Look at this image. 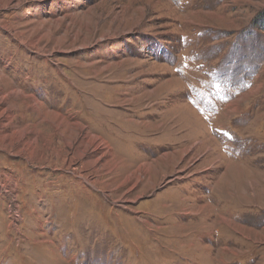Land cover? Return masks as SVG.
I'll return each mask as SVG.
<instances>
[{
    "label": "rangeland",
    "instance_id": "rangeland-1",
    "mask_svg": "<svg viewBox=\"0 0 264 264\" xmlns=\"http://www.w3.org/2000/svg\"><path fill=\"white\" fill-rule=\"evenodd\" d=\"M263 15L0 0V264H264Z\"/></svg>",
    "mask_w": 264,
    "mask_h": 264
},
{
    "label": "bare ground",
    "instance_id": "bare-ground-1",
    "mask_svg": "<svg viewBox=\"0 0 264 264\" xmlns=\"http://www.w3.org/2000/svg\"><path fill=\"white\" fill-rule=\"evenodd\" d=\"M124 116V115H123ZM116 123V122H115ZM153 128V127H152ZM121 129V128H120ZM131 130V129H129ZM166 130V129H165ZM155 131V130H154ZM167 134V133H166ZM95 141V139H93ZM178 141V140H177ZM182 144V143H181ZM186 146V145H185ZM189 148V147H188ZM187 149V148H186ZM185 153V152H184ZM174 168V167H173ZM174 170V169H173ZM174 182V181H173ZM159 211V210H158Z\"/></svg>",
    "mask_w": 264,
    "mask_h": 264
},
{
    "label": "trees",
    "instance_id": "trees-1",
    "mask_svg": "<svg viewBox=\"0 0 264 264\" xmlns=\"http://www.w3.org/2000/svg\"><path fill=\"white\" fill-rule=\"evenodd\" d=\"M263 17H264V15H263Z\"/></svg>",
    "mask_w": 264,
    "mask_h": 264
}]
</instances>
